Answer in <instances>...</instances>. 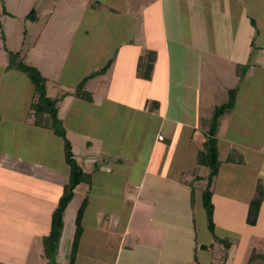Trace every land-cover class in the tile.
I'll return each instance as SVG.
<instances>
[{"label": "rangeland", "instance_id": "374dc122", "mask_svg": "<svg viewBox=\"0 0 264 264\" xmlns=\"http://www.w3.org/2000/svg\"><path fill=\"white\" fill-rule=\"evenodd\" d=\"M71 5H73L71 0H0V152L12 158L24 156L30 164L38 161L37 164L40 171L42 168L45 171L47 162H54L56 172L49 174L61 179V163L65 160L64 141L60 136L54 135L52 131L37 129L33 125L24 123L30 112V104L33 101V85L25 74L7 69V52L4 51L3 46L9 52L21 51V57H25L24 62L35 67L46 78V90L50 97L59 98L62 94H66L58 102L57 115L65 130L66 138L71 143L74 158L78 165L86 157L92 156L94 158L99 156L100 162L104 159L105 162L109 161V164L114 160V157L103 154V151H101V149H104L103 142L96 139L95 134L92 132L93 123L96 119L103 116L105 121L100 123L106 124L107 127L121 136L123 148L120 147V153H123L122 156L128 159L127 166L129 169L125 170L124 173L118 169L117 172L114 171L112 174L98 173L97 175L99 182L101 181L102 184L108 182L107 184L116 189L117 194L112 196V204H108L107 207H116L119 212L122 208H127V211L132 208L133 202L128 201L129 196H124L120 192L128 187V180H130L131 184L138 182L137 179L143 172L144 163L151 153V145L155 140L156 134L161 133L163 135V132H157L159 126L157 110L155 109L153 113L145 114L144 104L147 98L150 99L149 96L147 97V93L152 95L155 92L159 95L158 87L163 83L162 79L166 64H169L171 83L169 114L171 117H176L186 123L199 126L201 116L204 115V117L210 119L214 108L224 104L228 99L229 90L234 89L236 91V100L233 111L223 118L220 117V119L222 118V126L231 125V128H229V135L226 139H218V144L220 143L218 154L219 160H223L229 149L227 145L236 143L238 146L242 145L241 152L243 155L241 153L234 154L233 161L223 160L222 165L220 164L219 176L217 174L216 196L217 192H221L222 189H228L230 198L227 197L225 205H220L215 210L214 223L217 224V234L227 235L226 237L228 238L226 239L229 240V245L237 247L235 253L231 251L227 255L236 254V262L241 260V257H244L245 252L248 250L246 242L249 235L254 233L258 237L254 239L264 241V233L255 229L252 233H248L249 227L244 219L248 201L251 196L257 193L256 179H264V70L257 68L253 70L250 67V64L255 63L254 61L257 60L256 57L259 55L257 51L259 49L253 48L247 63L240 65L239 71L241 74H239V79H237L239 82L237 83V80L231 77L233 71H230L231 67L234 69V64L225 62V58L230 54L235 57L233 61L240 56V53L230 51L229 48L237 40L235 36L232 37L235 34L234 32H194L195 29L193 28L194 37L192 38V44L191 32H187L188 29L190 30L189 26L193 23H201L203 25L204 22L189 21L186 14L184 21H177L175 15L170 16L168 11L163 20L158 13L157 5L150 7L147 17L141 14V8L133 5L131 9L134 12L133 19L135 20L131 23L127 21L122 23L123 26L126 23L131 25V30H128V32L115 31L121 33L123 37H134V40L133 43H130L131 47L127 45L119 49L116 57L117 67L113 68L111 75L107 77L109 81L105 89L112 97L104 100L105 103H108V106L109 104L112 105L105 110L96 109V106L90 108V102L74 97L75 85L84 76L102 67L106 59L111 58L113 54L111 51L105 55L101 53L103 57L98 63H87L85 61L82 63L81 60L72 59V54L75 50V45L72 47V41L75 37L77 39L81 36V33L86 31V27L85 24H82L80 31L78 28L71 29L74 23L62 17L63 12V16L71 20L70 17L73 11ZM185 5L182 4V6ZM188 7L194 10L203 9V6L189 5ZM31 9H34V15L30 17L35 16L36 20L25 18ZM185 11L188 13V8ZM204 14L206 15L205 10ZM208 20L210 24L214 21L209 18ZM100 22V25L107 23L106 21ZM222 24L226 25L227 22L224 21ZM182 28H184L185 32H182ZM195 28L198 29V27ZM87 32H93L92 28L87 30ZM163 32H165V36H163ZM258 39L259 41H264V33ZM223 42L228 49H224ZM192 45H195V47H192ZM89 49H92V47H89ZM146 50L154 51L156 54L152 83L146 81L144 83V80L140 81L141 79L136 76V64L139 57ZM260 55L264 56V53ZM259 61L262 60L260 59ZM70 65L71 68L69 67ZM225 65L230 67L226 70L227 74L224 75L225 73L221 71L219 75L214 76V72L217 71L216 66L222 70ZM234 66L236 67V65ZM262 66H264V61H262ZM201 68L205 72L204 75L209 78L210 84L205 85L201 95L195 97L198 94V87L194 81H196ZM242 78L244 79L240 81ZM98 79L99 77H96L92 79V82L97 84ZM175 82H181L184 84V88L174 85ZM94 86L90 87L89 90H93ZM189 87H192L193 90L191 91ZM95 88L97 87L95 86ZM182 91L188 94L191 91V96L193 97L187 95V100L181 101L178 95L179 93L181 95ZM152 101L151 99L148 109L151 108V103H153L152 108L155 106ZM78 118L85 120L87 124L84 125ZM237 129H240L241 133L236 135L232 131ZM202 134V140L199 137L200 134L197 133L196 137L198 138L193 141L195 149H197L196 147L200 148L199 146L202 147L205 132ZM228 141L230 144L227 143ZM194 147L191 145L188 155L184 159L182 168L184 174L180 177V181L176 184L167 183L168 196H165V198L169 200L165 201V198H161V201L163 200L166 204H172L171 198H173L177 208L176 217L182 216L183 222H185L186 220L189 221L186 216H191L190 218L195 221L199 238L203 239V237H206L207 240H210L211 234L207 229L201 198L204 189L201 190L202 188L197 186L196 188H193L194 186L191 187L193 189H190L192 203L188 212L186 207L188 192L190 191L188 185L192 186L194 182H185V180L192 175L194 177L197 175L207 176L206 174L208 173L207 169L197 164L196 158H194ZM132 160L134 161V169L131 172L132 177L128 178ZM224 164L228 166L223 167ZM52 167L53 164L51 163ZM66 168L67 176L62 179L65 186L61 195L68 186L70 179L67 165ZM223 168L228 169L223 172ZM203 172L206 174H203ZM203 183L205 186L206 181L204 180ZM80 185L85 186L87 184L80 183ZM96 187L100 188L99 185ZM164 188L165 186H163ZM174 190L176 192L179 190V195L173 196ZM75 192L74 190L73 197L64 210L63 228L65 222L68 224L71 218L76 216L77 210L84 199V197L79 198ZM105 199L104 197L97 200L103 205L106 201ZM131 199L133 201L137 200L135 197H131ZM228 201L230 204H228ZM136 214L137 211L134 215L136 216ZM44 220L42 221L44 222ZM133 220L135 221L136 218ZM259 224H257L258 228L264 227V213L261 215ZM63 231L61 237L65 236L66 231ZM222 231H225V234L221 233ZM240 237V241H237L236 239L239 240ZM242 238L244 241H242ZM59 242L61 243V241ZM30 249L29 251L27 250L29 254L26 253L27 251L22 255L17 254L15 264L45 263L44 256H42V261L38 260L35 244L30 246ZM41 250L43 252V248ZM4 254L0 252V257ZM260 254L264 253L260 252ZM6 261L8 260L3 262L0 258V264H6Z\"/></svg>", "mask_w": 264, "mask_h": 264}, {"label": "crops", "instance_id": "0c3cea01", "mask_svg": "<svg viewBox=\"0 0 264 264\" xmlns=\"http://www.w3.org/2000/svg\"><path fill=\"white\" fill-rule=\"evenodd\" d=\"M71 3L73 4L71 5L73 9L72 16L70 17L72 21L68 17H64L63 12L62 17L74 23L71 29L78 28L80 31L82 24H85L86 27V31L80 32L81 36L77 39L75 37L72 41V47L75 45L72 59L81 60L82 63H84V61L87 63H98L103 57L101 53L105 55L111 51L114 56V61L110 66L112 69L110 70L109 68L105 74L97 76L99 77L97 84H94L92 79H90L85 85L86 91L91 94L93 99V101L90 102V108L96 106V109L105 110L112 105L109 104L108 106V103H105L104 100L106 98L108 99V97H112L105 89L109 81L107 77L111 75L113 68L117 67L116 57L119 49L130 45L134 40V37H123L121 33L115 31L128 32V30H131V25L127 24L135 20L133 19L134 12L131 9L133 5L141 8V14L147 17L150 7L157 5L158 13L163 20L168 11L170 16L175 15L177 21H184V16L186 14L189 21L197 20V22H204L203 25L201 23H193L195 25L191 24L189 26L190 30L188 29L187 32H191L190 38L192 44V38L194 37L192 33L193 28L195 29L194 32H234L235 34H233L232 37L235 36L237 40L236 43L229 48L230 51L237 52L238 54L240 53V56L233 61L235 57H233V54H230L225 58V62H231L236 65V67L233 65L234 69H232V67L230 68L228 65H225L224 69L221 70L216 66L217 71L214 72V76L219 75L221 71L226 75V70L230 68V71H233L231 77L236 80L239 79V74H241L239 71L241 68L240 65L247 63L249 54L252 53L251 50H253V48L256 50L259 49L257 51L259 55H257V60L254 61L255 63L250 64V67H252L253 70L254 68L264 70V66H262L264 56L260 55L264 53V41H259L258 39L261 37L262 33H264V0H71ZM182 4H186V7L182 6ZM189 5L203 6V9L199 8L194 10L188 7ZM187 8L188 13L185 11ZM204 10L206 15L204 14ZM208 18L214 21L210 24ZM250 19L254 21L255 27L251 26ZM34 20H36V17ZM100 21H106L107 23L100 25ZM126 21L128 23L123 26L122 23ZM224 21L227 22L226 25L222 24ZM93 22L94 24H92ZM194 26L198 27V29ZM91 28L93 32H87V30H91ZM181 30L185 32L184 28ZM163 36H165V32H163ZM251 43L253 45H251ZM89 47H92V49H89ZM192 47H195V45H192ZM224 49H228L225 44ZM108 59H110V57L106 59L105 63ZM260 59L262 61H259ZM69 67L71 68V65ZM154 69L155 63L151 79L144 81L141 79L140 81L152 83L151 80L154 76ZM204 73L205 72L201 68L196 81H194L198 87V94H194L196 95L195 97L200 96L204 91V86L210 84L209 78H207ZM243 79L244 78L240 79V81ZM162 82L163 83L158 87L159 95L155 92L152 95L147 93V97L149 96L150 99L147 98L145 101L144 113L150 114L154 112L153 110H157V114H159L157 115L159 118L157 132H163V135L161 133L156 134L155 140L151 145V153L144 163L143 172L139 179H137L138 182L136 184H131L130 180H128V187L120 192L124 196L128 195V201L133 202L132 208L129 211H127V208H122L119 212L116 207H107L108 204H112V196H115L117 192L110 184H107L108 182L103 184L101 181L99 182V177H97L98 173L112 174L114 171L117 172L118 169L122 170V173H124L125 170L129 169L127 166L128 159L122 156L123 153H120V147L123 148V145H121V136L117 135V133L107 127L106 124L100 123L105 121L103 116L96 119L93 123L92 132L95 134V138L103 142L104 149H101V151L109 157H114V160L109 164V161L105 162L104 159L100 162L98 159L100 158L99 156L97 158L92 156L86 157L82 163L79 164L84 172L91 173L92 180L90 190L87 185H78L75 189V194L78 195L79 198H83L89 193L88 204L82 220L83 230L78 245L75 264H246L251 252L255 251L256 254L264 255L260 254V252L264 253V241L254 239L258 237L252 233L255 230L264 233V227L258 228L261 215L264 213V209H262L264 203H262L259 210L257 219L258 225L249 226L246 224L249 227L248 233H252L248 236L246 242L248 250L245 252L244 257H241V260L236 262V254L232 256L227 255L228 257L226 260H222L221 257L225 251L227 253L231 251L235 253L237 247H234V245L231 247L229 245V247L225 249L221 241L225 240L228 242L229 240L226 239L228 237H226L227 235L217 234L216 223L215 235L219 241L214 242L212 249L200 248L199 246L201 245L207 246L213 243L212 236L210 240H207L206 237L200 239L196 230L195 221L190 218L191 216H186V218H189V221L186 220L185 222H183L182 216L176 217L175 213L177 208L173 198H171L172 204H166L163 200L161 201V198L168 196L167 183L176 184L180 181V177L184 174L182 171L184 159L187 157L191 145L194 147L193 141L198 138L196 137L197 133L200 134L199 137H201V140L203 139L202 133L206 132L207 129L205 122L209 120L208 117L206 118L203 115L200 117L199 126H195L177 119L176 117H171L169 114L171 83L168 63L165 66ZM238 82L237 80V83ZM93 85L98 89L94 86L93 90L91 89L92 91L89 90ZM174 85H178L182 89L184 88V84L181 82H175ZM190 88L192 91L193 88L189 87V89ZM191 91L189 94L182 91L181 95L179 93L178 98L180 97L181 101H186L187 95L193 97L191 96ZM151 99L153 100L152 102H156L157 105L152 108L153 103H151V108L148 109L147 107ZM232 111L233 109L229 113L224 114L222 118ZM222 118L219 121L217 130L218 139H226L229 135V128H231V125L222 126ZM78 120L84 125L87 124V122L81 118H78ZM24 123L31 125L27 117ZM239 130L240 129H237L232 132L237 135L241 133ZM159 137H162V140H159ZM227 143L230 144L229 141ZM199 147L200 148L196 147L197 149L194 147V158L197 157L198 152L202 149L201 146ZM219 147L220 143L218 144V149ZM227 148L229 149H226L227 153L223 160H226L229 154L236 155L241 153V155H243L241 152L242 145L238 146V144L235 143L227 145ZM239 149L240 151H238ZM223 160H220L221 165ZM64 161L62 162L63 164L61 163L60 179V177L56 178L50 175L52 172H56L54 162L45 161L47 162L45 171H43V168L40 171L37 164L38 161L30 164L28 159L24 156L12 158L0 152V248H2L0 252L5 253L0 258L3 262L8 260L6 264H15L16 255H22L27 250H31L30 246L33 244H35L38 260L42 261V238L49 231L51 212L55 208L63 187L65 186L62 179L67 176V164L66 162L64 163ZM51 163L53 164L52 168ZM98 164L99 166H97ZM133 165L134 161L132 160L128 178L132 177L131 172L134 169ZM227 166L228 165L224 164L223 167ZM226 169L228 168H223L222 171L224 172ZM204 173L205 172H203V174ZM218 176L214 178L211 186L214 213L220 205H225L227 197L230 198L228 189H222L221 192H217L216 196ZM205 177V175H197L195 177L192 175L189 176L187 180H184L185 182H194V185H188L189 190L193 186V188H196V186L201 187V190H203L205 188L203 185ZM258 180L264 185V183H262L264 179L262 178L256 179V185ZM97 185L100 186L99 189L96 187ZM163 186H165L164 189ZM191 190L188 192V201H186L187 212L189 211V206H191ZM174 192L175 193L172 194L173 196H177L180 193L179 190H177V192L174 190ZM104 197L106 201L101 205L100 201L97 199ZM131 197H135L137 200L133 201ZM164 200L168 201L169 199L165 198ZM229 201L228 204H230ZM247 207L248 204L244 213V219ZM136 211L137 214L135 216L134 213ZM186 215L188 214L186 213ZM134 218H136L135 221L133 220ZM42 220H44V222ZM74 222L75 217L71 218L68 224L65 222L63 232H66L65 236L60 238L61 243L59 242L58 245L56 256L57 264H68L71 242L75 230ZM221 233L225 234V231ZM39 238L41 239L39 240ZM240 239L241 237L239 240H236L240 241ZM242 241H244L243 238ZM28 251L26 252L27 254H29ZM251 264L264 263L260 260H256Z\"/></svg>", "mask_w": 264, "mask_h": 264}, {"label": "trees", "instance_id": "16d2710c", "mask_svg": "<svg viewBox=\"0 0 264 264\" xmlns=\"http://www.w3.org/2000/svg\"><path fill=\"white\" fill-rule=\"evenodd\" d=\"M32 15H34V9H31L25 18L34 20L35 16L30 17ZM250 23L251 26L255 27V23L252 19H250ZM251 45L253 44L251 43ZM3 48L4 51L7 52V69L19 71L25 74L33 85V101L30 104V112L27 116V119L31 122V125L40 129L50 130L54 133V135L60 136L64 141L63 151L65 162L69 166V184L63 191V194L60 196L57 205L51 214L49 231L42 238L43 256L45 258L44 264H57L56 256L63 230L64 210L73 197V191L78 185H80V183L87 184L90 190L92 176L91 173L84 172L83 169L77 164L72 151L71 143L66 138L65 130L63 129L61 120L57 115L58 102L60 101L61 97H64L66 94H62L59 98L50 97L46 90V78L41 75V73L35 67L24 62L25 57H21L22 52L18 51L13 53L9 52L5 46H3ZM155 60V52L146 50L145 53L138 59L136 67L137 77L143 80H150ZM113 61L114 56L108 59L103 67L96 69L90 74L84 76L75 86L73 95L77 98L92 102L93 99L91 94L85 89L87 81L105 74ZM228 93L229 96L227 101L224 104L215 107L212 117L207 122H205L207 126L205 140L203 142L202 149L198 152L196 157L197 164L208 170L207 176L205 177L206 184L201 194V198L202 206L206 216L207 229L213 238V243L207 246H199L203 249H212L214 242L219 241L215 235L214 205L212 201L213 192L211 190V186L220 168L217 137L219 119L224 114L229 113L233 109L235 103L236 91L234 89H230ZM154 104L157 105L156 102H154ZM233 159L234 154H229L226 158V161H233ZM256 188L257 193L251 197L245 216V223L249 226L256 225L260 207L262 203H264V185L261 184L260 180H258ZM87 204L88 196L86 195L84 196V199L75 216V230L71 242L68 264H75L76 261L78 245L83 230L82 220ZM221 242L223 243L225 249L229 247V243L227 241L222 240ZM226 257L227 252L225 251L221 258L224 261L226 260ZM256 260H260L262 263H264V255L256 254L253 251L248 258L247 264H250V262H254Z\"/></svg>", "mask_w": 264, "mask_h": 264}, {"label": "built area", "instance_id": "2783aa9c", "mask_svg": "<svg viewBox=\"0 0 264 264\" xmlns=\"http://www.w3.org/2000/svg\"><path fill=\"white\" fill-rule=\"evenodd\" d=\"M159 140H162V137H159Z\"/></svg>", "mask_w": 264, "mask_h": 264}]
</instances>
